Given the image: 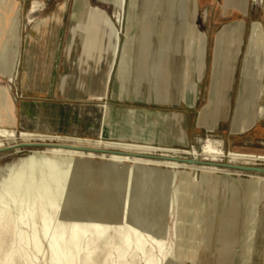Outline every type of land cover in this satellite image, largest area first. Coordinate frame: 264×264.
<instances>
[{
	"label": "bare ground",
	"instance_id": "obj_1",
	"mask_svg": "<svg viewBox=\"0 0 264 264\" xmlns=\"http://www.w3.org/2000/svg\"><path fill=\"white\" fill-rule=\"evenodd\" d=\"M124 4L125 0L115 2V9H118L115 17L119 21L123 17ZM13 6L18 19L19 3L14 1ZM36 6L35 2L30 4L26 15L29 22H33L37 17ZM64 6L63 4L62 7ZM90 6L87 0H75L74 2L73 18L75 21L73 25L78 39L81 38ZM178 13L179 16H185L184 25L189 28V32H192L194 30L192 21L197 13L195 0H181ZM97 15L96 12L93 19V30H96L98 26ZM144 17L145 15L141 16L140 23ZM103 18L102 20H105L104 23L111 30L110 36L108 35L110 42L107 52L110 66L114 68L120 51L119 28L113 20L108 19L105 15ZM100 29V33H102L103 29ZM106 32L107 28L105 27L104 36H107ZM138 37L139 35L134 40L132 38L126 40V49L120 63L118 76L127 71V60L132 47H135L138 42ZM19 40L20 36L17 31L13 38L12 66L10 69H15L19 53ZM198 42L200 44H197L196 37L192 35L189 55H193L194 59L196 57L193 64L200 68L205 64L203 60V35ZM225 44H227V32L226 27H223L218 33L214 53L211 98L207 105L210 114L214 93L217 89L220 59ZM260 44L261 34H258V49ZM158 64L156 62L153 66L155 83L154 87L150 89L145 87L139 92L136 86L130 83L127 76L126 78H120V84L125 87V93L129 99L147 101L159 98V92L156 88L159 73V70L157 72ZM107 78L110 80V72H108ZM168 80L167 78L165 86L166 99L173 102L174 98L169 92L170 82ZM120 87L122 88V86ZM7 88L4 82L0 80L1 103L6 109V118H10L12 101L7 93ZM131 115L128 114V121L132 119ZM201 115V119H203L204 112ZM179 117L174 112L140 109L134 122L139 121L149 124L154 130L149 132L148 135H146L147 133L142 135L143 142L109 139L103 141L100 138L86 139L29 131L17 132L14 128L0 125V147L5 144L4 138L10 139L15 136L25 139L73 141V143L56 142L43 148L31 149L27 155L0 165V179L3 178L1 175L4 169L7 170L8 174L1 179L2 184L8 185L7 183L12 180L16 182L21 180L27 185L28 183L29 185L35 183L45 194V199L48 198L47 205L49 204V207H46V205V209L38 213H33L32 208L28 207L31 211H23L20 208L16 214H13L10 210L4 209L3 206H9L11 200L2 198V194V197H0V264H15L17 259L22 264H33L25 244L32 243L36 251L41 253L44 250L42 246L43 238L47 241L46 249L50 264H91L97 251L108 246L115 239L117 240L115 242L116 247L121 249L118 262L124 261L126 258L129 260L140 253L146 255L145 264H182L180 253L189 246L184 243L179 245V236L183 232L196 235L201 227L205 246L212 244L219 234L232 233V242L234 245H238L235 248L236 257L231 264H250L252 239L257 221L255 212H257V203L264 186V175L259 173L264 172L228 167L219 164L223 161L216 162L215 160L218 159L217 157L224 155L229 157V162H226L230 164H236L232 162L237 158H246L245 164L240 165H250L249 160L253 159L264 160V141L258 142L260 144L258 149L233 147L226 152L215 145L211 137H206L203 140L201 152L195 147L187 149L165 146L161 142L166 135H169L172 139L179 138V140L184 141L179 126ZM160 126L162 127L161 130L159 129ZM85 142L88 144H85ZM96 148L111 149V151L95 150ZM94 158L100 159L96 167L98 174L101 175L99 180L93 178L94 175L91 174L93 166L91 159ZM188 158L193 160L187 161ZM37 162L39 166L35 168ZM79 164H82V167ZM222 167L236 170L231 171ZM75 169H78L80 177L74 181L75 190L72 195L81 201L77 205L84 206L74 210L75 204L73 208L70 206V192H63L58 183L61 181L60 176L65 178L67 182H72ZM238 169L259 173H246V177L240 176L234 181H229L230 183L226 188L229 193L222 200L219 199L218 192L222 186V178H224V175L233 173L242 174ZM108 174L115 176L114 185L117 190L119 189L118 192L122 193L121 191H123V196H121L124 198L120 203H117L116 194L110 188L102 187L98 195H95V200L91 201L92 206L89 204L90 207H93L92 213L88 209V202L94 189L89 194L87 191L81 192V187L89 184L91 179L90 185L100 184L101 182L104 185ZM146 183L149 185L147 190L144 185ZM10 184L13 185V183ZM131 189H134L136 194L125 197L128 196ZM57 191L59 192L57 193ZM9 194L11 195V193ZM139 198L147 200L141 203ZM220 213H223L228 219L225 225L221 220ZM249 213L252 215L249 216ZM248 216L251 217L252 224L242 235L243 237H237L243 223L241 217L245 219ZM36 218L39 222L37 225ZM260 256L263 257L262 264H264V242ZM196 260L193 259L192 261ZM198 261L200 263V260Z\"/></svg>",
	"mask_w": 264,
	"mask_h": 264
},
{
	"label": "rangeland",
	"instance_id": "obj_2",
	"mask_svg": "<svg viewBox=\"0 0 264 264\" xmlns=\"http://www.w3.org/2000/svg\"><path fill=\"white\" fill-rule=\"evenodd\" d=\"M14 1H17L19 3L20 9L18 13V19L14 12ZM64 1L68 6V14L71 12V8H73V0H0V80L4 82L6 88L8 87L7 93L11 101L19 102L25 96L22 88L23 76L21 68V53L26 40L27 27L25 26V23H30L26 17L30 4L32 2H35L37 5L36 19L46 21V18H44L45 14H47L59 3H62V7ZM116 1L117 0H91L92 4H96L104 10V14L102 12L103 16L105 15V17H107L108 19L113 20L119 28L120 51L118 60L114 65L116 72L115 70H113L112 74L110 72V79L111 77L113 78V87L115 86L113 88V95L115 97L129 99L125 93V87L120 84V78H126V76L129 78L130 83L136 86L139 92L145 87L146 89L154 87L155 77L153 74V66L156 62L159 63L157 65V72L159 70V73L157 75L158 79L156 82V88L159 92V98L157 97L155 99H150L147 101L143 99L135 100L142 101L141 103H132L131 101L121 102L123 104H127L128 106L138 107L137 109L136 107H134L131 111V114L133 116V123H136L134 124L135 130L140 132L141 135H145L146 133V135H148V133L153 130L149 126V124L139 121L134 122L135 117L140 109H147L149 111L174 112L180 116L179 126L182 130L184 141L179 140V138L172 139L169 135H166L161 142L162 144H165V146L187 149L195 147L199 152H201L203 140L206 137H211L214 144L221 147L225 152L232 147L243 149H258L259 146H257L256 148H252L257 144H249V146L246 144L241 145L238 142L231 143V141L227 140L226 136L221 132L220 129H212V127L218 118L226 117L224 115L226 112L225 104L229 96L228 90L232 80L234 62L239 53V66L236 71L235 82L231 92V113L233 106L237 105L238 107L241 100V102L243 101L244 103L243 108H241V111H243L241 115L246 118V120H248V117L250 116L252 119V123L255 124L259 119H262L264 117V0H195L197 13L194 20L192 21L194 28L192 32H189V28L184 25L185 16H179L178 12L181 0H125L124 12L121 21H119L117 17H115L116 10L118 12V9H115ZM133 8L134 11L132 10ZM94 9H96V7L92 6H90L88 9V16H86L80 38L81 42H83V39L87 35L89 37L94 35L95 30H93V19L96 14ZM143 15H145V17L140 23L139 19ZM104 22L105 20H102V25L105 24ZM143 24L146 26H144ZM105 27L107 28V36H104L103 41L104 46L106 45L108 48L111 30L106 24ZM223 27H226L227 44H225L224 46V51L220 60L221 62L218 71L219 74L217 89L214 93L215 96L213 99L212 112L209 119L210 121L200 124L202 125V127L199 128L196 133L192 134V122L194 120L195 114H198L199 111L202 110L199 113L198 118L199 121H202L204 119V116L203 119H201V113L204 112L203 109L207 108L209 99L211 98V75L213 70L212 63L214 42L215 37L217 41L218 33ZM17 31L20 36L18 59L15 64V69H10V67L12 66L13 38ZM258 34H261V44L259 49L257 48ZM137 35H139L138 42L135 47H132L131 53L129 54V59L127 60V71H124V68L122 66L124 72H122V74L118 76L120 63L126 49V40L129 38H132V40H134ZM192 35L196 37L197 44H200L198 40L203 35V60L205 64L200 68H197L196 64H193L196 61V57L194 59L193 55H189V45ZM104 46L102 47V50L104 49ZM13 72H15V74H13ZM72 73L73 70L69 75H72ZM10 75L12 76V78ZM167 78L169 79L168 82H170L169 92L174 98V101L170 103L165 102L167 101L165 87ZM219 79L221 80L220 82ZM120 86H122V88ZM173 87L176 88L175 91L173 90ZM176 95L178 96L177 100L175 99ZM239 97L241 99H239ZM194 100L196 101L195 105L192 108H189L188 104L193 103ZM184 113H186V119ZM6 117V109L1 103L0 98V123H3L7 119ZM186 121L188 122L187 125ZM260 123L261 127L264 128V118L260 121ZM186 127H188V129H186ZM159 129L161 130L162 127L160 126ZM15 130L19 131L20 129ZM137 138L142 140L139 136ZM262 138L264 139V130ZM102 140L106 141L107 139ZM4 141L5 144L0 147V165L5 164L6 162L17 160L20 156L27 155L31 149L43 148L47 146H17V144L19 143L33 141L50 143H73V141L64 140L25 139L20 136H15L14 138L10 139L4 138ZM85 144L88 143L85 142ZM233 144L235 145L233 146ZM217 158L218 159L215 160L216 162H229V157H227L226 155L219 156ZM245 160L246 158H237L232 163L245 164ZM249 161L251 162L250 165L264 166V160L253 159ZM91 162L93 164L91 174L94 175L93 178L99 180L101 175L98 174L96 167L100 162V159L94 158L91 159ZM37 166H39L38 162L36 163L35 168ZM79 166L82 167V164H79ZM222 168H226L231 171L236 170L227 167ZM239 171H241L242 174L233 173L231 175H224L223 173H221L224 175V178H222V186L220 188V191L218 192L219 199L222 200L229 193V190L226 189L230 183L229 181H234L240 176L246 177V173H259L243 170ZM259 174L264 175V173ZM7 175V170L4 169L1 176L4 178ZM58 176L60 175L58 174ZM22 177L24 178V176ZM61 177L62 176L59 177L61 180L60 182L58 178V185L60 184L59 188L63 189V192H70V206H72L73 208L75 204L73 208L74 210L83 207L84 205H77V203L81 201H79L72 195V192H74L75 190L74 181L78 177H80L78 169H75L73 172V181L71 180L72 182H67L65 178ZM1 179L0 197H2L3 194L2 198L11 200V204L9 206H3L4 209H8L13 214H16L18 210H20V208L23 211H27L30 210L28 209L29 207L32 208L33 213H38L39 211L46 209V207H49V204L47 205L48 198L45 199V194H43L41 188L37 187L35 183H31L30 185L28 183L27 185L21 180L19 182L12 180L7 183L8 185H5V183H1ZM114 179V175L108 174L106 176V182L104 183V185L103 182H101L100 184L90 185V182H92L91 179L89 181V184L83 185L81 187V192L87 191L89 194L90 191L94 189V192L90 194L91 197L88 202V209L90 210V212L93 213V207H90V205L92 206L91 201L95 200V195H98L102 187L110 188L111 191L116 194L117 203H120L124 198H122L123 191H121L122 193H120L118 192L119 189H116V186L113 182ZM10 183H13V185ZM62 183L64 186L62 185ZM144 185L145 189L147 190V188L149 187L148 183ZM52 188L56 189L55 187ZM58 192L59 191H57V193ZM9 193H11V195ZM130 194L135 195L136 191H134V189H131V192L128 193V196L125 197H130ZM146 194L148 195V193ZM13 196H16V200ZM139 200L141 201V203H144L147 199L145 200L144 198H139ZM184 200L185 202H187L186 199ZM30 203L31 206L29 205ZM22 204L24 205V207ZM220 215L221 220H223L225 225L228 219L223 213H220ZM251 215L252 214L249 213V216ZM255 215L257 216V221L254 236L252 239L250 264H262L263 257L260 255L264 242V200H261V196L257 203V212H255ZM249 216L245 219L241 217L243 223L240 226L241 228L237 234V237L242 236L252 224V219L251 217L249 218ZM111 217L114 218L115 216ZM35 222L36 225L39 223L37 218L35 219ZM202 236V227L199 229V232H197L196 235L190 234L189 232H183L181 236H179L178 244L180 245V243H184L189 246L180 253L182 264H231L233 262V259L236 257L235 248H237L236 246L238 244H233L232 233L219 234L216 237L217 239L212 244L206 246L204 243V238ZM115 242H117L116 239L108 246H105L98 250L95 255V259L91 262V264H145L144 262L146 255H141L140 253L139 255L134 256L129 260L128 258H126L124 261L118 262V257L121 253V249L116 247ZM25 245L27 246L25 247L27 249L28 255L33 260V264H50L48 252L46 249L47 241L45 238L42 239V246L44 250L41 253H38L36 251L32 243L28 242ZM193 259L197 260L192 261ZM198 260H200V263ZM16 263L22 264V262H20V260L18 259L15 261V264Z\"/></svg>",
	"mask_w": 264,
	"mask_h": 264
},
{
	"label": "crops",
	"instance_id": "obj_3",
	"mask_svg": "<svg viewBox=\"0 0 264 264\" xmlns=\"http://www.w3.org/2000/svg\"><path fill=\"white\" fill-rule=\"evenodd\" d=\"M88 2L92 7L98 8L94 9L98 14V26L94 35L91 37L87 35L83 42L78 39L76 29H74L73 8L67 14L68 6L65 1V7H61L62 3H59L45 14L46 21L36 19L25 23L26 40L21 53L22 88L25 96L19 102L12 101L11 117L1 123L2 125L20 129L19 131L86 139L143 141L141 133L135 130L134 124L136 123H133L131 115L133 108L138 107L121 103L123 101L141 103L142 101L113 95L115 87H113V78L109 80L107 75L108 72L112 74L113 70L116 72V69L110 66L107 46H104L105 24L102 25L104 10L92 4L91 0ZM72 6H74V0ZM132 10L134 11V8ZM100 28L103 29L102 33H100ZM215 43L216 37L212 67L215 59ZM239 54L234 62L232 80L228 90L229 96L225 104L224 115L226 117L223 115L224 118H218L212 129H220L231 143L257 144L252 147L256 148L260 146L258 142L264 140L262 138L264 128L260 123L264 117L255 124L252 123L250 116L246 120L241 115L243 113L241 108L244 104L241 100L238 107L233 106L231 113V92L239 66ZM72 70V75H69ZM173 90L175 91L176 88L173 87ZM177 98L176 95L175 99ZM195 102L194 100L193 103H189L188 107L192 108ZM203 110L204 119L202 121L198 119L202 110L198 114L194 113L192 134L202 127L200 124L210 121L208 108ZM128 114L132 116L130 121L127 120ZM184 114L186 119V113ZM138 136L142 140L137 138ZM261 200H264V186Z\"/></svg>",
	"mask_w": 264,
	"mask_h": 264
},
{
	"label": "water",
	"instance_id": "obj_4",
	"mask_svg": "<svg viewBox=\"0 0 264 264\" xmlns=\"http://www.w3.org/2000/svg\"><path fill=\"white\" fill-rule=\"evenodd\" d=\"M53 143L50 142H41V141H33V142H26V143H19L17 146H45V145H51ZM82 148H87V147H82ZM95 150H106V151H111V149H104V148H96ZM187 161H192V158L186 159ZM220 165L228 166V167H233V168H239V169H244V170H252V171H261L264 172V166H259V165H240V164H230L227 162H222L219 163Z\"/></svg>",
	"mask_w": 264,
	"mask_h": 264
}]
</instances>
